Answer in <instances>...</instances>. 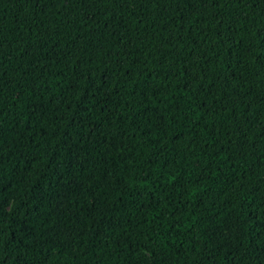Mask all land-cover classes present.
<instances>
[{
    "label": "trees",
    "instance_id": "trees-1",
    "mask_svg": "<svg viewBox=\"0 0 264 264\" xmlns=\"http://www.w3.org/2000/svg\"><path fill=\"white\" fill-rule=\"evenodd\" d=\"M0 264H264V0H0Z\"/></svg>",
    "mask_w": 264,
    "mask_h": 264
},
{
    "label": "rangeland",
    "instance_id": "rangeland-1",
    "mask_svg": "<svg viewBox=\"0 0 264 264\" xmlns=\"http://www.w3.org/2000/svg\"><path fill=\"white\" fill-rule=\"evenodd\" d=\"M104 136L109 137V139L111 138L110 136H108L107 133L105 132H101L99 137H100V142L104 141ZM113 139V138H111ZM110 139L109 144L111 146H113L115 149V143ZM74 164L76 166V168L81 172L80 175V184H86V185H90L89 183V167H90V160L89 158L86 156V154L81 150L78 149L75 159H74ZM64 201L56 204L57 208L62 209L65 205H64ZM239 232L238 228H231L228 229L227 231H225L222 236L219 238V241L222 242H230L231 239Z\"/></svg>",
    "mask_w": 264,
    "mask_h": 264
}]
</instances>
